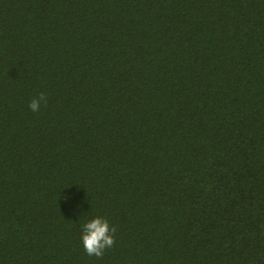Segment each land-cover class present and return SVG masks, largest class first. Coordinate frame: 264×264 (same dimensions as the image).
<instances>
[{
    "label": "trees",
    "instance_id": "1",
    "mask_svg": "<svg viewBox=\"0 0 264 264\" xmlns=\"http://www.w3.org/2000/svg\"><path fill=\"white\" fill-rule=\"evenodd\" d=\"M0 264H264V0H0Z\"/></svg>",
    "mask_w": 264,
    "mask_h": 264
},
{
    "label": "clouds",
    "instance_id": "2",
    "mask_svg": "<svg viewBox=\"0 0 264 264\" xmlns=\"http://www.w3.org/2000/svg\"><path fill=\"white\" fill-rule=\"evenodd\" d=\"M48 95L40 92L29 102L33 112H39L42 105H47ZM82 244L86 254L98 259L103 258L106 251L116 244L117 227L113 226L106 217L96 216L82 224Z\"/></svg>",
    "mask_w": 264,
    "mask_h": 264
}]
</instances>
